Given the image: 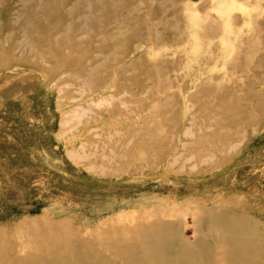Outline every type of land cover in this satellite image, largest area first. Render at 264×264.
<instances>
[{
	"label": "rangeland",
	"instance_id": "rangeland-1",
	"mask_svg": "<svg viewBox=\"0 0 264 264\" xmlns=\"http://www.w3.org/2000/svg\"><path fill=\"white\" fill-rule=\"evenodd\" d=\"M14 1L0 0V264H122L163 238L193 264H264V0H115L122 26L84 36L49 26L75 12L63 0L32 13L50 43L23 33Z\"/></svg>",
	"mask_w": 264,
	"mask_h": 264
},
{
	"label": "bare ground",
	"instance_id": "bare-ground-1",
	"mask_svg": "<svg viewBox=\"0 0 264 264\" xmlns=\"http://www.w3.org/2000/svg\"><path fill=\"white\" fill-rule=\"evenodd\" d=\"M66 1L65 2L68 3L70 8L72 10H75V12L73 14H67V12L66 13L62 12L58 17L55 15L56 18L55 19L54 18L51 19L52 23L49 26H52L53 28H56L57 30L60 27H62L64 32L67 33L71 29L72 24H75L74 21H77L72 33L74 34V36H84V35H87V34L89 35L90 34L89 32L92 31V28H94L95 25L100 26L103 29H105L107 27V25L109 26V24L111 22L115 23V25H117V26H122V24L124 23L123 14L116 13L117 10H115V9H123V6L118 1H117L118 3L115 0H69V1L66 0ZM15 2H18L19 5H20L18 7L17 12L15 10L16 14L18 13L17 15L20 16V17L26 16V20H24L22 25H21L22 26L21 30H24L23 33L31 34L33 36V38H37L38 42L41 41V40L45 41L46 43H50V41H54L53 38L55 39V35L49 37V36H41L40 34H38V29L43 28L44 27L43 23L46 22V21L43 22L42 20L37 18L38 16L34 17V14H32V13H35V12H38L40 14L44 13V16L50 15V13L53 10L52 7H56V6H58V4L60 6L63 3V0H16V1H14V3ZM3 4H4V2H3ZM64 6H66V5H64ZM62 7L63 6H61V8H59V9L61 10ZM113 11L117 15L116 14L113 15L114 14L113 13L112 15L114 17L112 19L109 18V19L106 20V17H105L104 14L105 13H109V12H113ZM8 12L11 13L10 11H8ZM6 13H7V10L5 9L4 10V14H6ZM42 14H41V16H42ZM6 17H7V15H6ZM8 19H7V21H8ZM7 29H10L9 26H7ZM42 30H45V29H42ZM49 35H51V32H49ZM44 38H45V40H44ZM21 39L23 40V38H21ZM27 40L28 39H26L23 42L24 46L28 45V46H31L34 49L33 46H35L36 43L34 41H32V39H29L28 42H27ZM37 53L40 56L44 55L43 53H39V51ZM58 58H59V62H58L59 66H64L65 64H67L69 62L67 60L66 56H62V57L58 56ZM69 65H71V64H69ZM167 223H170V222H167ZM138 230L142 232L143 236H146L147 238H151L152 239L151 236H154L155 233H157L159 231L162 232L163 230H166V231L167 230H171V226H169L165 222H161L160 225L157 224V225H154L152 227H148L146 225H141V226H139L137 228V230H135V232L138 233ZM240 232H242V231H240ZM243 235H245V234H243ZM166 240H168V238H163L161 240H159V239L149 240L148 243H145V244L140 245L138 247L139 248L138 251H140V252L136 255V257L131 256L130 253H129L131 258L130 259H125L124 262L121 261V263L122 264H193L190 261H192L191 259L193 258L194 254L182 253L181 251L176 250V249H178L176 247L167 250L166 248H168V247L165 246V244H167ZM172 240H174V239L172 238ZM229 242H230V240H229ZM139 243L140 242H138V244ZM230 245H233V244H230ZM182 247H184V246H182ZM236 247H237V250H238L237 251V255H236L237 257L245 255L244 244L241 243V241H240V243H236ZM256 247H257V245H256ZM251 248H252V246H251ZM181 250H182V248H181ZM254 254L258 255V256L259 255L261 256L260 251H256V252L254 251ZM42 256L44 257V259H47L51 255L50 254L49 255H45L43 253ZM232 256L233 255H231V257ZM123 257H125V256H123ZM244 257H247V259H246L247 261H245V262H243L241 264H250L249 263L250 260H248V256H243V258ZM50 258H52V257H50ZM263 258H264V256H263ZM187 260H188V262H186ZM184 262H186V263H184ZM97 264H98V262H97ZM100 264H101V262H100ZM238 264H239V261H238Z\"/></svg>",
	"mask_w": 264,
	"mask_h": 264
}]
</instances>
